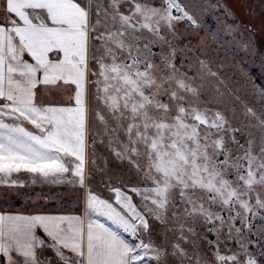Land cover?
Masks as SVG:
<instances>
[{"label":"snow or ice","instance_id":"1","mask_svg":"<svg viewBox=\"0 0 264 264\" xmlns=\"http://www.w3.org/2000/svg\"><path fill=\"white\" fill-rule=\"evenodd\" d=\"M119 2L113 0V5ZM128 2L129 14L116 9L109 21L101 16L99 6L92 10V0H0V184L15 185L17 181L8 178L22 171L45 179L70 172L76 178L71 182L84 188L91 117L94 114L106 133L117 131L109 128L100 109L92 108L95 100L113 114L127 138L121 150L114 149L115 155L128 159L138 173L139 165L131 157L144 156L148 162L144 179L153 185L127 191L109 188L114 202L87 191L83 218L0 213V264H50L47 258L41 259L45 249L63 264H144L146 258L161 264L162 250L141 236L149 231L146 216L163 222L168 205H175L170 200L174 189H179L181 202L192 205L189 214L199 213L206 223L215 218L223 225L224 219L219 211L213 216L203 202L197 207L192 200L197 190L210 205H221V211L226 207L231 213L238 203L245 213L256 215L242 197L256 186L264 190V109L257 115L245 105L244 115L256 121L246 127L259 135L247 132L249 138L241 143L235 134L242 128L233 127L224 111L201 108L199 90L186 83L192 78L179 73L171 60L164 58L161 67L132 54L134 48L139 51L132 43L137 32L147 30L167 43L160 34L161 22L174 32V21L196 25L194 15L179 0H162L160 6ZM173 10L179 15L174 16ZM137 16L141 21L132 23ZM117 17L119 27H115ZM101 23L107 25L106 32L97 31ZM97 40L102 43L97 45ZM114 48H127L128 56L121 58ZM144 48L151 55L149 45ZM41 89L54 100L67 92L68 104L42 102ZM229 111L235 115V109ZM256 206L264 210L259 195ZM93 216L104 217L110 225ZM229 219H239L245 227L251 223L238 212ZM233 227L228 225L229 233ZM235 231L242 233L240 227ZM230 238L243 253H221L218 235L212 259L204 260L196 252L195 264H258L239 235ZM179 239L188 242L183 234ZM172 249L170 255L181 264L184 258L192 260L180 243Z\"/></svg>","mask_w":264,"mask_h":264},{"label":"rangeland","instance_id":"2","mask_svg":"<svg viewBox=\"0 0 264 264\" xmlns=\"http://www.w3.org/2000/svg\"><path fill=\"white\" fill-rule=\"evenodd\" d=\"M135 2L148 6H160L162 0H135ZM179 2L186 6L189 14L194 15L196 25L186 20L174 21L175 31L173 32L161 22L160 34L165 37L167 43L147 30L137 32L136 39L132 43L138 47L139 51L134 48L132 54L141 60L149 58L161 67L164 58L171 60L179 69V73H186L192 78L186 80V83L192 84L199 90L201 100L199 106L224 111L233 127L242 128V132L235 135L241 143H245L249 138L246 136L247 132H255L257 136L259 135L255 129L246 127L249 123L255 124L256 121L244 115L245 105L253 108L257 115H260L264 109V100H261V96L264 95V0H179ZM97 6L101 16L106 15L109 21L116 9L127 15L131 7L128 0H120L115 5L113 0H92L93 11ZM173 15H179V13L173 10ZM91 19L95 24V15ZM118 20L119 17L115 27H119ZM140 21L141 18L137 16L132 23ZM106 30L107 25L104 23L97 25V31L106 32ZM119 38L124 39L125 44L129 45L130 42L127 39ZM95 43L100 45L102 41L97 40ZM146 44L151 49V55L144 48ZM114 50L121 58L128 56L127 48L123 51L115 48ZM106 62H110V58ZM124 62L131 61L125 59ZM91 91L95 93L96 89L93 87ZM237 97H239L238 100ZM159 98L166 101V97ZM41 99L44 103L68 104L69 102L67 92L54 100L53 97L44 95L43 89ZM91 106L94 110L100 109L109 128H117V131L106 133L104 126L95 120L94 114L91 117L89 143L86 148L88 162L85 187L82 188L79 183H72L71 181L76 178L70 172L62 177L49 179L23 171L13 173L8 179L17 181L15 185L0 184V209L61 211L73 209L76 202L84 200L87 191H91L101 199L114 202L109 188L121 187L127 191L128 188L153 186L150 180L144 179L148 171V162L144 156L131 157V160L139 165L138 173L137 168L128 159H121L115 155L114 149L121 150V143H126L127 138L117 127L116 121L112 118L113 114L98 101L93 100ZM230 109H235V115L229 111ZM126 124L127 121H124L125 126ZM141 151H143L142 147ZM219 159L222 160L223 157ZM228 178L232 179V176L229 175ZM257 195L264 200V190L259 186H256L255 191L242 197L252 206V212L256 213L253 216L252 213H245L238 203L231 213L226 207L221 211V205H210L205 194L197 190L192 200L197 207L203 202L204 207L212 212L213 216L219 211L224 219V224L221 225L220 220L215 218L206 223L199 213L189 214L192 205L181 202L179 189H174L170 200L174 199L175 205L172 203L168 205L163 215V222L146 216L149 221V231L142 233L141 238L146 242L151 241L155 247L162 250L164 255L161 257V264H181L180 259L170 255L174 243H180L192 257L191 261L184 258L183 264H195L196 252L204 260L212 259V251L217 248L215 242L218 235L222 242L219 247L221 253H243L239 244L230 238L239 235L242 242L247 244V254L254 256L260 264L264 261V210L256 206ZM202 197H204L203 200ZM134 201L139 203V198L134 197ZM147 203L150 204V201ZM237 212L241 217L245 215L249 217L251 223L248 227H245L239 219L234 221L229 219L230 215L235 216ZM229 224L234 225L231 233L228 231ZM236 227L242 229L241 234L236 233ZM189 228L193 229V232L190 233ZM210 229L212 231H209ZM182 234L188 238V242L179 239ZM125 235L131 242V237L126 233ZM205 237L207 241L214 243L208 244ZM224 244L230 246L224 247ZM148 255L150 257L153 253L149 251ZM144 264H156V261L146 258Z\"/></svg>","mask_w":264,"mask_h":264},{"label":"crops","instance_id":"3","mask_svg":"<svg viewBox=\"0 0 264 264\" xmlns=\"http://www.w3.org/2000/svg\"><path fill=\"white\" fill-rule=\"evenodd\" d=\"M42 90V89H41ZM86 199L84 196V200L81 202L75 204L73 209H64L61 211H53V210H10V209H0V213L4 214H49V215H73V216H80L81 218L84 217L86 212ZM93 219H98L100 222L105 223L106 225H110V222L107 221L104 217H97L93 216ZM126 239H128L125 235V233H121ZM67 252V250H65ZM41 259L47 258L50 261V264H63L62 261H60L56 256L55 253L51 250L45 249L43 252H41ZM70 255V254H69ZM6 264V262H5Z\"/></svg>","mask_w":264,"mask_h":264}]
</instances>
